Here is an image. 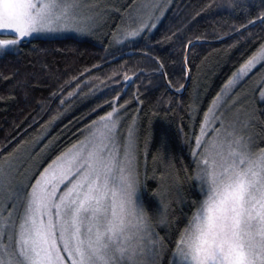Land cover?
Instances as JSON below:
<instances>
[{
    "label": "snow or ice",
    "instance_id": "6c2138e0",
    "mask_svg": "<svg viewBox=\"0 0 264 264\" xmlns=\"http://www.w3.org/2000/svg\"><path fill=\"white\" fill-rule=\"evenodd\" d=\"M169 3L132 0L118 6L111 0H0V36L6 37L0 38V58L18 54L21 45L32 39L95 36L113 14L119 15L120 23L110 33L109 45L132 44L156 29ZM214 3L211 0L205 7ZM228 6L247 11L249 5L248 0H228ZM257 23L264 28V0L254 17L232 26L255 49L199 120V94L195 88L190 94L186 109L191 131L184 139L191 164L185 172L199 198L189 200L187 212L182 209L176 215L171 187L161 190V184L152 193L157 207L150 211L145 206L141 193L147 172L142 180L138 116H128V101L119 107L105 101L111 110L86 123L75 142L46 166L47 144L35 155L21 145L0 151V264H264V108L257 106L264 104V73L251 97L244 90L250 74L264 69V38H254L250 31ZM229 35L219 33L216 38ZM144 55L149 56L150 50ZM150 58L155 65L150 70L121 65L122 73L114 69L104 77L91 74L99 65L61 78L46 62L29 61L33 69L39 63L54 82L41 102L50 107L58 100L47 126L60 120L77 100L97 95L101 86L107 88L106 82L116 75L127 81L151 71L166 80V90L182 93L183 75L191 79L187 56L175 83L164 61ZM86 72L88 77L82 79ZM20 76L17 69L0 78L27 87L36 73L26 69L23 80ZM5 99L15 97L0 96ZM135 99L143 104L140 95ZM101 107L98 104L91 111ZM40 139L43 135L33 141V149ZM166 145L162 135L161 146ZM157 158L167 162L163 154L153 160ZM177 196L183 203L179 190Z\"/></svg>",
    "mask_w": 264,
    "mask_h": 264
},
{
    "label": "trees",
    "instance_id": "16d2710c",
    "mask_svg": "<svg viewBox=\"0 0 264 264\" xmlns=\"http://www.w3.org/2000/svg\"><path fill=\"white\" fill-rule=\"evenodd\" d=\"M131 2L118 0V6ZM210 2L173 0L157 28L146 33L145 39L132 44L111 48L92 40L73 37L32 39L21 45L18 54L0 58V76L10 75L20 69L19 79L23 80L26 69L36 73L35 77H29L27 87L17 85L15 80L0 78V96L15 97L0 100V151L7 153L17 145L23 147L32 144L43 135L39 150L49 145L45 149L48 153L46 166L47 162L75 142L86 123L111 110L105 101L114 102L117 107L128 101L125 105L128 116H138L139 119L142 180L145 179L144 172H147L146 187L142 191L145 206L150 211L157 207V200L152 193L156 191L157 184H161V190L171 187L176 215H181L182 209L187 212L189 200L199 198L198 188L194 187L185 172V168L191 164L184 139L185 132L191 131L186 109L191 100L190 94L194 88L199 94V120L232 73L255 49L256 45L235 32L232 26L246 23L249 16L254 17L261 8V0H248L247 11L229 7L228 0H215L211 8H206ZM217 4L223 6L217 7ZM197 12H200L199 16ZM250 31L254 38H264V28L259 23L251 27ZM228 32L232 35L216 38L219 33ZM173 33L176 35L173 36ZM165 35L172 39L164 41ZM196 37L201 39L197 40ZM189 39L193 42L192 46H188ZM234 43V47H229ZM146 50H150L149 56L144 55ZM152 56L164 61L174 83L181 78V69L185 66L184 59L187 56L191 79L187 74L183 75L181 82L185 84V90L182 93L177 94L174 89L166 90V80L158 78L151 71L138 77L132 76L127 81L122 74L116 75L106 82L107 88L101 86L103 90L97 95L77 100L60 120L51 127L47 126L58 100L50 107L41 102L48 98L49 85L54 82L39 63L33 69L29 61L46 62L49 69L61 78L66 74H77L85 67L99 65L98 69L92 68L91 74L104 77L111 75L114 69L122 73L121 65L150 70L155 66L150 58ZM88 75L86 72L82 79ZM136 95H140L143 104L137 102ZM169 99L171 104L166 102ZM98 104L102 107L91 111ZM258 107L264 108V104H258ZM42 108L46 110L42 111ZM195 130L198 132V125ZM162 135L167 138L166 148L161 146ZM161 154L167 162H161L159 158L153 160L154 156L159 157ZM166 171L169 173L168 179ZM177 190L184 197L183 203L177 196Z\"/></svg>",
    "mask_w": 264,
    "mask_h": 264
},
{
    "label": "rangeland",
    "instance_id": "374dc122",
    "mask_svg": "<svg viewBox=\"0 0 264 264\" xmlns=\"http://www.w3.org/2000/svg\"><path fill=\"white\" fill-rule=\"evenodd\" d=\"M172 1L173 0H170V3H169V7L170 5L172 4ZM112 3H115L117 5L118 4V0H111ZM168 7V8H169ZM168 10V9H167ZM166 13V12H165ZM165 15V14H164ZM164 17V16H163ZM162 17V18H163ZM162 20V19H161ZM160 20V22H161ZM159 22V23H160ZM120 23V20H119V15L118 14H113L112 15V18L109 19L107 21V23L103 24L102 27L99 29L98 33L95 35V36H78V35H74V34H64V35H60V36H52V37H48V38H61V37H73V38H79V39H86V40H92V41H95L97 43H101V44H105L107 45L108 47H111V48H117L121 45H116V44H113V45H109V40L111 39V35L110 33L112 31H114L115 29V25L116 24H119ZM158 23V24H159ZM158 26V25H157ZM157 28V27H156ZM153 31V30H152ZM0 38H6V37H3V36H0ZM261 73H264V69H256L254 70V72L252 74H250V78L246 81V83L244 84V90L245 92L251 97L252 96V89L254 87H257L258 84H259V80H260V77H261ZM256 97L258 98V93L255 94ZM263 105V104H261ZM258 106V105H257ZM121 111H123V109H121ZM43 139L39 140L38 143L36 144V147L35 149H33L32 147V144H29V145H26V146H23L22 147V150L23 149H27L28 151L30 152H33V154L35 155V153H38L40 150H39V147H41L43 141ZM46 152V155L44 156V161L46 160L47 156H48V153L47 151ZM39 158V157H37ZM166 179L169 178L168 176V171H166ZM141 196H142V193H141ZM143 199V197H142Z\"/></svg>",
    "mask_w": 264,
    "mask_h": 264
}]
</instances>
